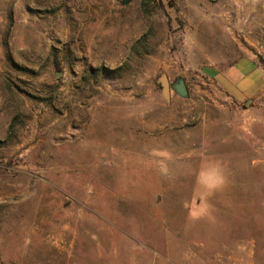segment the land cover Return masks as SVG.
Instances as JSON below:
<instances>
[{
  "label": "rangeland",
  "instance_id": "1",
  "mask_svg": "<svg viewBox=\"0 0 264 264\" xmlns=\"http://www.w3.org/2000/svg\"><path fill=\"white\" fill-rule=\"evenodd\" d=\"M240 1L0 0V264H264Z\"/></svg>",
  "mask_w": 264,
  "mask_h": 264
},
{
  "label": "crops",
  "instance_id": "2",
  "mask_svg": "<svg viewBox=\"0 0 264 264\" xmlns=\"http://www.w3.org/2000/svg\"><path fill=\"white\" fill-rule=\"evenodd\" d=\"M257 1H240L239 13L243 21L238 22V27L244 31L243 38L253 43L257 52L244 49V55L228 69L221 72L208 70L211 82L237 103H248L264 93V65L258 59L260 51H264V10L259 11ZM254 11L258 14L256 17ZM252 29L258 32L256 36L251 35Z\"/></svg>",
  "mask_w": 264,
  "mask_h": 264
},
{
  "label": "water",
  "instance_id": "3",
  "mask_svg": "<svg viewBox=\"0 0 264 264\" xmlns=\"http://www.w3.org/2000/svg\"><path fill=\"white\" fill-rule=\"evenodd\" d=\"M127 3L128 0H124L123 4L126 5ZM158 82L161 86L162 97L167 103L171 102L172 92L182 99L189 98V90L183 78H178L174 83H171L169 77L163 74L159 78Z\"/></svg>",
  "mask_w": 264,
  "mask_h": 264
}]
</instances>
